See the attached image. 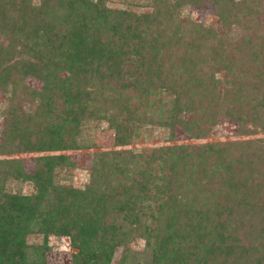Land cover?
I'll use <instances>...</instances> for the list:
<instances>
[{"label":"trees","instance_id":"1","mask_svg":"<svg viewBox=\"0 0 264 264\" xmlns=\"http://www.w3.org/2000/svg\"><path fill=\"white\" fill-rule=\"evenodd\" d=\"M168 1L135 14L107 0H0V91L41 83L22 86L33 113L2 131L0 264H48L50 236L68 238L70 264H264V0ZM203 1L220 30L180 18ZM162 23L178 33L156 37ZM202 63L224 76L204 79ZM217 117L238 138L199 142ZM95 122L112 130V149L92 154L83 188L55 183L56 168L74 167L60 153L94 147L76 137ZM176 127L198 143L123 150L149 128L170 141ZM20 153L38 154L32 174L11 158ZM13 179L34 193H6Z\"/></svg>","mask_w":264,"mask_h":264},{"label":"rangeland","instance_id":"2","mask_svg":"<svg viewBox=\"0 0 264 264\" xmlns=\"http://www.w3.org/2000/svg\"><path fill=\"white\" fill-rule=\"evenodd\" d=\"M170 4H173V0L168 1ZM156 5V0H107L106 6L112 9H127L129 12L135 14H141L144 12L153 11ZM157 6V5H156ZM180 18L183 20H189L197 25L203 27H214L216 30H220V25L217 22L215 7L210 2H201L197 5L186 4L183 5L181 9L178 10ZM259 25L262 26L264 23V15L260 17ZM160 31L156 33V37H170L171 33H178V29L175 27V24L171 26L162 25L160 26ZM189 28L186 27L181 30V35L186 41L188 39ZM211 44L213 42L208 41L207 45L202 48V52L205 51V54H208L211 50ZM0 46H6V41L3 37L0 36ZM213 46V45H212ZM237 66V65H236ZM215 66L209 63H202L196 69V73L199 76H203L204 79L208 78L210 74H214L215 79L218 81L224 76L222 73H214ZM61 78L65 77V74L60 75ZM24 88L29 91L39 92L41 88V83L38 80L33 78H28L24 81ZM21 84L14 90L10 87H7L8 94L4 95L0 91V143L2 142L3 136L2 131L5 129L9 122H12L13 115L22 114L23 117L33 113L35 108V103L31 101V98L28 96L30 94H22ZM20 87V88H19ZM221 84L217 83L216 90L220 92ZM13 94V95H12ZM11 99V100H10ZM18 105V106H17ZM9 106L15 107L16 112H11ZM55 109L61 108L59 102L55 103ZM18 108V109H16ZM58 111V110H57ZM238 124L232 121L225 119L224 117H217L214 126L211 127L209 133L204 139L198 140L199 142H225L229 139H233L237 136ZM82 137L84 140H90L93 143V148L91 149H79L73 151H65L60 154L68 156L70 161L74 164L73 168H56L54 175V182L60 184H66L73 188H83L87 183L88 175L90 174L91 169V158L94 152L101 150L112 149L113 142V132L108 125L104 122H95L89 126H82L79 130L78 137ZM264 137V135H263ZM167 130L153 129L149 128L147 133H142L141 136L134 140L133 143L123 148V150H133L139 152L144 148L159 147L169 144H196L198 141H192L187 138V135L184 134L179 127L175 128L173 139L168 140ZM77 142V141H76ZM38 156L35 153H20L17 155L11 156L20 160L22 163L23 172L26 175H30L34 171V158ZM4 158V157H1ZM4 190L6 193L15 194V195H29L34 193L33 186L26 181H21L19 179L9 180L4 185ZM27 244L35 245L40 244L42 239L40 236H29L27 239ZM47 245L50 251L46 254V262L48 264H70V255L72 254V249L69 246L68 238L66 237H48ZM131 252H136L139 254L143 249V242L141 240H135L128 245ZM120 250H117L114 258V263L119 257ZM134 255L129 256V261L133 258ZM135 257V256H134ZM142 262L138 256L133 260V264H139Z\"/></svg>","mask_w":264,"mask_h":264}]
</instances>
